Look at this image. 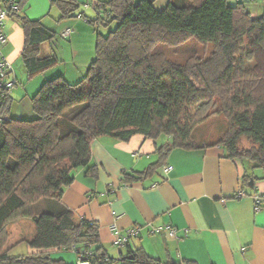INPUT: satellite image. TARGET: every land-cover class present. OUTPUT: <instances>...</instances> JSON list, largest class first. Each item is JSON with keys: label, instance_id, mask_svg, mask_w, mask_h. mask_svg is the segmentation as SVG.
<instances>
[{"label": "trees", "instance_id": "trees-1", "mask_svg": "<svg viewBox=\"0 0 264 264\" xmlns=\"http://www.w3.org/2000/svg\"><path fill=\"white\" fill-rule=\"evenodd\" d=\"M157 1H96L97 16H86L88 21L116 26L97 32L95 58L84 77L75 83L61 75L46 80L32 97L34 117L0 122V264H70L53 256L62 249H77L90 264L113 261L101 244L98 223L78 218L63 202L76 169L94 173L91 146L100 136L128 141L137 134L153 139L165 134L171 139L158 148L163 157L173 147L202 144L191 143L195 128L207 116L223 114L227 133L207 144L222 145L227 157L243 163L245 183L264 179V173L258 177L247 166L264 172V0L258 17L246 6L254 0H169L164 7ZM10 2L14 8L8 16L17 15L25 32L22 59L28 75L56 65V54L42 53L56 31L41 19L19 14L21 0H0L1 5ZM51 5L62 19L84 15L77 12L79 0H51ZM244 37L256 63L240 87L234 79L240 72L235 56ZM191 39L212 46L215 61H190L195 51L188 56L182 46ZM12 100L9 89L0 85V116H9ZM187 102L196 109L183 120L179 108ZM243 137L251 147H241ZM18 218H31L35 228L27 241L31 252L25 255L6 247L7 228ZM120 260L161 264L141 246L130 247Z\"/></svg>", "mask_w": 264, "mask_h": 264}, {"label": "crops", "instance_id": "crops-1", "mask_svg": "<svg viewBox=\"0 0 264 264\" xmlns=\"http://www.w3.org/2000/svg\"><path fill=\"white\" fill-rule=\"evenodd\" d=\"M21 1L19 14L43 23L47 17L52 21L44 24L56 31V37L43 44L42 53L56 54L59 62L32 76L26 70L20 69V74L16 70L14 79L21 83L26 78V82L23 88L10 91V118L34 117L32 97L46 80L61 75L75 83L84 77L95 58L85 15L64 20L51 0ZM96 1L107 0H79V4L95 10ZM158 1L159 7H164L169 0ZM67 28L71 33L64 38ZM4 32L8 41L2 52L15 67L25 46V32L17 15L7 16ZM59 46L71 51L72 68L68 63L59 64L65 59L63 53V58L59 54ZM170 139L165 134L157 139L137 134L128 141L100 136L91 146L94 173L88 172L87 167L76 169L73 183L65 188L64 204L78 218L98 223L101 244L113 259L106 264H124L120 257L127 255L130 247L135 250L139 246L161 264H184L186 260L196 264H264V179L254 180L253 187L250 181L245 183L243 163L227 157L220 144L173 147L162 157L158 148ZM152 165L153 170L146 173ZM124 172L131 178L126 179ZM257 194L261 197L259 210ZM23 219L30 222L32 231L12 243L15 248L26 246L18 253L10 250L15 255L31 252L27 241L34 236V223L31 218ZM134 227H140V233L129 238V245L120 246L119 237ZM158 227L163 229L152 231ZM166 227L176 233L171 234ZM67 251L68 255L58 252L56 257L77 264L81 253L77 249Z\"/></svg>", "mask_w": 264, "mask_h": 264}, {"label": "rangeland", "instance_id": "rangeland-1", "mask_svg": "<svg viewBox=\"0 0 264 264\" xmlns=\"http://www.w3.org/2000/svg\"><path fill=\"white\" fill-rule=\"evenodd\" d=\"M85 1V0H84ZM238 0H229L230 4H236ZM263 0H254V1H248L246 2V6L247 8L252 12L253 16L258 17L263 13V4H262ZM92 3V2H91ZM158 7L160 5L159 1L158 4H156ZM79 13H83L85 15V17L83 18L84 21L88 22V18H95L97 15L95 14V10L92 9L91 6H85L83 4H81L80 9H78ZM86 16L88 18H86ZM76 17H72L71 19H64V20H75ZM52 22L50 20V18H45L44 23H50ZM89 23V27L92 33V39L94 41L93 43V47H94V51H96V40H97V32L100 31L102 33H108L110 30H113L116 26L115 22L111 23V25L105 26L101 23L99 24H92L91 22ZM66 38V37H64ZM184 47V48H183ZM188 48V56L191 55L189 53H193V55H195L193 58L190 59V61H194V58H197V60H201L204 61L206 59H209V62H214L216 59V55L213 54L212 50L213 47L208 45L205 46L201 43H198L196 40L191 39L188 41V44H186L185 46H182V49ZM61 53L64 54V60H60V65L61 66H66V64L68 63L69 68L71 67V63H74V60L72 58V53L71 51L67 48L62 49L61 46H59V54L61 56ZM180 52H177V54H179ZM173 54H175V52H173ZM255 54V51H253L252 45L250 44V40L248 39V37H244L243 43L240 46V50L239 52L236 54L235 56V62H236V67L238 69V71H240L237 75H235L234 79L236 81V86H244L246 84V82L249 80L247 75V72L249 70H251L256 63V58H252V55ZM187 56V54H185ZM200 58H198L197 56ZM62 57V56H61ZM63 58V57H62ZM22 57H20L18 59V64L15 65V67H12V73H11V80H14L15 77V72L17 70L18 74H20V69L25 71V67L23 65V61H22ZM220 67H222L221 64H219ZM220 67L218 69H216V71H220ZM14 68H16L14 70ZM213 74L211 73V76ZM22 76V75H21ZM74 77H71V80H73ZM76 79V78H75ZM74 79V80H75ZM24 80V79H23ZM221 80H224L221 79ZM16 84L12 87L11 92L14 91L13 89H15L16 87H22L23 88V83L26 82V78L24 81H22L21 83L19 82V80H16ZM224 82V81H223ZM225 83V82H224ZM202 87H204V85H201ZM229 86V85H228ZM17 105V104H16ZM180 114L183 120H186L187 117H189L190 115H192L195 112L196 106L190 102H187L185 104H183L180 108ZM229 126V121L228 119L223 115V114H213L211 116H207L206 120L203 121L202 123L198 124V126L195 128L194 130V135L193 138L191 140L192 144H200V143H213V142H217L220 138H222L226 133H227V129ZM251 141H249L247 138L243 137L241 140V147L242 148H249L251 147ZM249 167L250 171H253L255 173H257L258 175H263V170L261 168H253V166L249 163L247 165ZM253 168V169H252ZM28 220H24L23 218H18L15 221L11 222L7 228V233H8V237L6 239V247L7 248H11V252L14 253H18L21 251L22 247H26L25 244H22L19 247H11L12 243H14L15 241H17L22 235L23 233H30L32 231V225L29 224L30 222H27ZM61 252L64 254L70 253L69 251L62 249L60 251L54 252L53 256L55 258L57 253Z\"/></svg>", "mask_w": 264, "mask_h": 264}, {"label": "built area", "instance_id": "built-area-1", "mask_svg": "<svg viewBox=\"0 0 264 264\" xmlns=\"http://www.w3.org/2000/svg\"><path fill=\"white\" fill-rule=\"evenodd\" d=\"M12 8H14L12 2L8 3L7 5L0 4V85H4L7 89H9V91H11L12 87L15 85L16 79L11 80L10 75L12 73V65L3 55L2 47L8 41V37L6 33L4 32V25H5V19L8 16V11ZM70 33H71V29L67 28L63 32L62 35L64 37H69ZM9 119H10L9 116H0V122H5ZM170 168L171 167L169 166L168 169ZM255 201H256V210H259L261 206L260 195L258 194L256 195ZM112 228L116 231V233H118L115 225H113ZM166 228L169 229L171 234L174 235L176 233L174 229L169 228V227H166ZM162 229L163 227H158V228H154L152 231L159 232ZM140 230H141L140 227H134V228L129 229L126 235L119 237L118 244L120 246L126 245L127 242L129 241V238L138 235L140 233ZM73 248L75 249V245H73ZM80 255L81 256L77 264H90L87 260H85L84 254L81 253Z\"/></svg>", "mask_w": 264, "mask_h": 264}, {"label": "water", "instance_id": "water-1", "mask_svg": "<svg viewBox=\"0 0 264 264\" xmlns=\"http://www.w3.org/2000/svg\"><path fill=\"white\" fill-rule=\"evenodd\" d=\"M250 185H251V187H253V185H254V179L253 178H251V180H250Z\"/></svg>", "mask_w": 264, "mask_h": 264}]
</instances>
